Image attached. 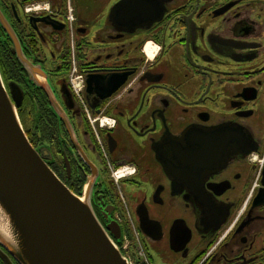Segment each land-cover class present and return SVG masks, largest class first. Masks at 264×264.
<instances>
[{
    "label": "flooded vegetation",
    "instance_id": "flooded-vegetation-1",
    "mask_svg": "<svg viewBox=\"0 0 264 264\" xmlns=\"http://www.w3.org/2000/svg\"><path fill=\"white\" fill-rule=\"evenodd\" d=\"M0 13L28 142L89 193L124 257L264 264V0H0ZM0 264L17 263L0 247Z\"/></svg>",
    "mask_w": 264,
    "mask_h": 264
},
{
    "label": "water",
    "instance_id": "water-1",
    "mask_svg": "<svg viewBox=\"0 0 264 264\" xmlns=\"http://www.w3.org/2000/svg\"><path fill=\"white\" fill-rule=\"evenodd\" d=\"M0 26L16 44L1 13ZM18 56L59 114L44 73ZM9 89L14 104L0 73V247L17 264H129L95 217L89 193L82 199L72 194L30 145L16 112L21 93ZM187 139L178 140L179 155L191 152ZM167 147L171 153L173 145ZM115 228L111 232L118 240Z\"/></svg>",
    "mask_w": 264,
    "mask_h": 264
},
{
    "label": "trees",
    "instance_id": "trees-1",
    "mask_svg": "<svg viewBox=\"0 0 264 264\" xmlns=\"http://www.w3.org/2000/svg\"><path fill=\"white\" fill-rule=\"evenodd\" d=\"M14 68L15 67H14V62L12 58L11 46H6V45L4 46L0 43V73H1L4 85L10 84L11 82L14 81V77H15ZM26 114L20 117V120H21L20 123L21 125H24L26 131H28ZM34 117H35L34 119L38 121V118H39L38 114H35Z\"/></svg>",
    "mask_w": 264,
    "mask_h": 264
},
{
    "label": "rangeland",
    "instance_id": "rangeland-1",
    "mask_svg": "<svg viewBox=\"0 0 264 264\" xmlns=\"http://www.w3.org/2000/svg\"><path fill=\"white\" fill-rule=\"evenodd\" d=\"M49 83L51 84V81L49 80Z\"/></svg>",
    "mask_w": 264,
    "mask_h": 264
}]
</instances>
